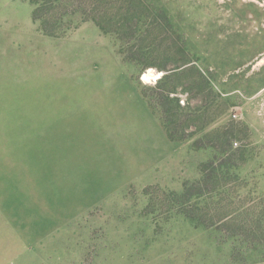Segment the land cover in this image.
Here are the masks:
<instances>
[{
	"label": "rangeland",
	"instance_id": "1",
	"mask_svg": "<svg viewBox=\"0 0 264 264\" xmlns=\"http://www.w3.org/2000/svg\"><path fill=\"white\" fill-rule=\"evenodd\" d=\"M261 60L264 0H0V264H264Z\"/></svg>",
	"mask_w": 264,
	"mask_h": 264
},
{
	"label": "trees",
	"instance_id": "2",
	"mask_svg": "<svg viewBox=\"0 0 264 264\" xmlns=\"http://www.w3.org/2000/svg\"><path fill=\"white\" fill-rule=\"evenodd\" d=\"M34 1H36V0H34ZM165 77H167V76H165ZM168 132H169L170 137H171L173 140H175L176 138H175V136H173L172 132H171V131H168ZM181 139H182V138H181ZM188 193H189V187L186 188V191L184 192V194H183L182 196H183V197H186V196L188 195Z\"/></svg>",
	"mask_w": 264,
	"mask_h": 264
},
{
	"label": "bare ground",
	"instance_id": "3",
	"mask_svg": "<svg viewBox=\"0 0 264 264\" xmlns=\"http://www.w3.org/2000/svg\"><path fill=\"white\" fill-rule=\"evenodd\" d=\"M261 62H264L263 60H261Z\"/></svg>",
	"mask_w": 264,
	"mask_h": 264
}]
</instances>
